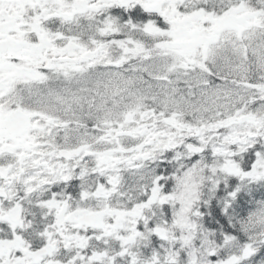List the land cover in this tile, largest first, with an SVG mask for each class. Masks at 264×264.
Segmentation results:
<instances>
[{"label":"snow or ice","instance_id":"snow-or-ice-1","mask_svg":"<svg viewBox=\"0 0 264 264\" xmlns=\"http://www.w3.org/2000/svg\"><path fill=\"white\" fill-rule=\"evenodd\" d=\"M0 264H264V0H0Z\"/></svg>","mask_w":264,"mask_h":264}]
</instances>
